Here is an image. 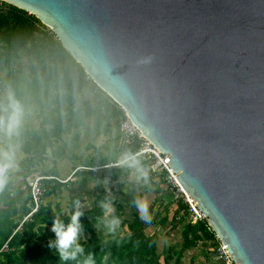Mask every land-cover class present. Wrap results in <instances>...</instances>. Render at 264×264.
<instances>
[{
    "label": "water",
    "instance_id": "water-1",
    "mask_svg": "<svg viewBox=\"0 0 264 264\" xmlns=\"http://www.w3.org/2000/svg\"><path fill=\"white\" fill-rule=\"evenodd\" d=\"M2 1L123 108L234 264H264V0Z\"/></svg>",
    "mask_w": 264,
    "mask_h": 264
},
{
    "label": "trees",
    "instance_id": "trees-1",
    "mask_svg": "<svg viewBox=\"0 0 264 264\" xmlns=\"http://www.w3.org/2000/svg\"><path fill=\"white\" fill-rule=\"evenodd\" d=\"M14 87L26 86L24 92L16 89L19 98L32 94L46 98L48 111L37 127L24 125L21 151L24 157L17 170L9 172L7 184L0 190V264H84L89 254L94 264H224L217 256L218 240L206 220L189 221L187 206L181 197H175L166 185L157 210L155 201L149 207L151 220L141 217L135 201L153 191L156 175L162 174L151 168V160L139 156L141 166L147 171V181L137 178L132 169L107 166L92 171L82 167L106 165L115 162L112 155L94 156L83 160L73 168L77 178L75 194L63 212L57 203L52 206L50 196L57 195L70 181L45 180V201L33 216L22 222L27 213L30 199L25 178L34 173L58 176L54 169H45L44 160L48 150L57 156L64 155L62 144L56 145L63 135L83 125L88 118L101 123L110 132L119 129L124 117L123 111L86 74L84 68L63 47L54 32L31 13L0 0V71ZM86 91L90 97L82 94ZM78 138L75 133L73 139ZM138 148L135 141L122 144L121 154L134 153ZM92 180L91 189L88 182ZM88 196L89 207L79 210L77 204ZM108 202L114 208L110 214L120 220L115 231L105 226L102 203ZM173 211L169 217V207ZM79 210L81 231L78 243L83 248L75 259L60 261L56 249L49 248L55 241L51 231L54 219L65 226L71 215ZM169 219L172 228H179L180 241L158 250L155 232L147 229L154 224H164ZM6 248L3 249V245ZM188 253V255H187Z\"/></svg>",
    "mask_w": 264,
    "mask_h": 264
},
{
    "label": "rangeland",
    "instance_id": "rangeland-1",
    "mask_svg": "<svg viewBox=\"0 0 264 264\" xmlns=\"http://www.w3.org/2000/svg\"><path fill=\"white\" fill-rule=\"evenodd\" d=\"M6 70L0 71V97H2L7 88L11 87L15 90L17 97L19 93L16 90L19 86L14 87L13 82L7 78ZM26 86L19 87V90L24 92ZM91 93L86 91L82 94L84 97H90ZM21 99L29 108V113L25 121V125L37 127L44 114L47 113L48 108L46 107V98H40L39 96H33L32 94H23ZM75 133H78V138L73 139ZM9 141L0 140V146H7ZM20 147L16 153L17 166L11 171L14 173L17 170L19 161L24 157L21 151L22 143L18 142ZM62 144L64 148V155L57 156L48 150L46 154V160H44L45 169H54V172L62 179L71 176L70 184L66 187H62L57 195L50 196L49 199L53 207L58 203L63 212H67L68 202L73 194H75V188L77 187V178L73 175V168L77 167L81 161L89 160L96 156L98 160L104 155L110 154L116 161L121 157V139L119 129L111 128L110 132L102 128L101 123L97 122L94 118H88L86 122L73 129L71 133L63 135L62 139L56 144ZM36 174V173H34ZM31 174V175H34ZM31 175L27 176L30 177ZM26 177V178H27ZM155 185L153 191L149 193L146 198L150 205L155 201H158L153 208V211L157 210L158 204L165 189V184L159 180V174L156 175ZM89 189L92 186V180L88 182ZM87 194L84 193L83 201L77 204L79 210H83L85 207H89V201H86ZM86 197V198H85ZM143 199V198H142ZM45 198H43V202ZM173 206L169 207L168 215L170 217ZM159 209V208H158ZM151 213V212H149ZM147 231L149 233L155 232L158 242V250L161 251L165 246L174 244L180 241L179 228H172L169 223V219L164 224H154L150 226ZM188 255V253H187ZM183 264H188V257H185Z\"/></svg>",
    "mask_w": 264,
    "mask_h": 264
},
{
    "label": "clouds",
    "instance_id": "clouds-1",
    "mask_svg": "<svg viewBox=\"0 0 264 264\" xmlns=\"http://www.w3.org/2000/svg\"><path fill=\"white\" fill-rule=\"evenodd\" d=\"M29 113L28 106L17 97L15 90L7 88L4 95L0 97V140H7V146H0V190L7 184L9 172L17 166L16 153L19 150V139L22 136L26 118ZM117 166L132 169L137 178L147 181V171L141 166L138 154L126 151L117 161ZM138 213L141 217H148L150 202L146 199L135 201ZM101 207L104 209L105 226L109 231H115L120 220L114 216L108 217L114 212L111 203L104 202ZM83 215L79 210L75 211L70 218V223L65 224L58 218L54 219L51 231L55 235V241L49 242V248H55L60 261L75 259L78 253L83 252V248L78 243L81 231L80 217ZM84 264H94L92 255L89 254Z\"/></svg>",
    "mask_w": 264,
    "mask_h": 264
},
{
    "label": "built area",
    "instance_id": "built-area-1",
    "mask_svg": "<svg viewBox=\"0 0 264 264\" xmlns=\"http://www.w3.org/2000/svg\"><path fill=\"white\" fill-rule=\"evenodd\" d=\"M123 111L124 117L119 123V132L120 139L122 144H127L135 141L138 144L137 150L134 152L139 156H144L151 160V168L153 171L161 173L165 185H167L174 193L175 197H181L184 203L187 206L188 219L189 221L195 223L197 221L206 220L202 211L198 208L194 200L186 194L184 189L179 183V180L176 176V173L170 166L167 164V158L160 154V152L151 144V142L141 133L135 124L129 119V117L124 112L123 108L119 106ZM107 166H117L116 162H110L106 165H95L92 167H82L87 168L92 171H97L100 168ZM71 179V176H68L64 179L55 175H46L36 173L30 177L25 178L26 185L29 189L30 199L26 203L28 209L27 213L23 216L22 222L24 220L30 219L34 213H36L41 205L43 204V198L46 192V186L44 184L45 180H57L60 182H67ZM218 240V247L216 249L218 258L224 264H234L233 259L228 253L227 249L223 245V242L215 235ZM3 249L6 248V244L3 245Z\"/></svg>",
    "mask_w": 264,
    "mask_h": 264
},
{
    "label": "crops",
    "instance_id": "crops-1",
    "mask_svg": "<svg viewBox=\"0 0 264 264\" xmlns=\"http://www.w3.org/2000/svg\"><path fill=\"white\" fill-rule=\"evenodd\" d=\"M163 179V178H162ZM172 191V190H171ZM173 192V191H172ZM153 233V232H152Z\"/></svg>",
    "mask_w": 264,
    "mask_h": 264
}]
</instances>
